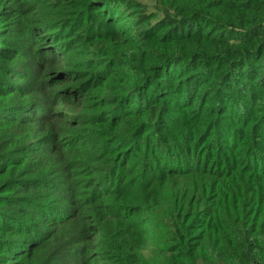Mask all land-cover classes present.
I'll use <instances>...</instances> for the list:
<instances>
[{
    "label": "trees",
    "instance_id": "1",
    "mask_svg": "<svg viewBox=\"0 0 264 264\" xmlns=\"http://www.w3.org/2000/svg\"><path fill=\"white\" fill-rule=\"evenodd\" d=\"M65 4L79 15L28 24L26 0H0V264H264V0L48 6ZM110 36L130 60L94 57ZM75 41L99 67L66 71L121 83L96 120L128 122L90 141L88 177L47 144L63 69L39 62Z\"/></svg>",
    "mask_w": 264,
    "mask_h": 264
},
{
    "label": "rangeland",
    "instance_id": "2",
    "mask_svg": "<svg viewBox=\"0 0 264 264\" xmlns=\"http://www.w3.org/2000/svg\"><path fill=\"white\" fill-rule=\"evenodd\" d=\"M26 1L27 5H24L23 8L30 9V14L32 16L31 20L26 22L28 24L35 20H47L49 23L55 21L59 24L63 18L72 20L77 17L79 15V10L82 9L80 6L74 7L72 4L48 6L51 5V0ZM64 1L69 0H63V2ZM141 1L149 3L150 0ZM44 3L48 4L44 5ZM77 9L78 11L76 12ZM73 22H75V20H73ZM55 28L56 27L52 25L50 26V30H54ZM37 33V42L34 43V46L47 48L48 40L45 38L46 32L44 28L40 27ZM131 46L132 45L127 43L126 40H116L113 36H110V39L104 41L102 44L103 50L94 52V57L97 59L108 52V57L111 60L113 57H121L124 60H130L133 51L131 50ZM54 53L57 56V52ZM58 56H60L59 60L54 63L48 62L47 59L39 61L45 65L46 69L43 71L41 77L46 80L50 79L49 72L51 70L57 68L63 69L62 72L58 73L56 78L50 79L49 84L44 86V88L50 92V95L54 91L57 95L56 98H52L50 102L46 104L48 107L46 119H48L49 124L53 125L55 128L53 140H49L47 144L58 147V149H60V154L67 157V163L74 165L72 169H76L80 172L82 177H88L92 173L85 170V168L87 165H91V167L95 165L96 159L94 155L98 153L96 148L90 144V141L93 142L94 138L106 137L107 135L105 133H123L122 131H124L127 126V121H116L108 125L107 123L96 120L95 117L97 113L100 112L103 103L118 92L121 83L116 80L103 79L104 76L101 78L99 75L92 76L87 80L88 75L84 73L66 71L65 68L81 70L85 68L87 64L93 69L99 67V65L92 61H86L88 58L92 57V54L88 48L82 47L77 41H75L73 47L65 48L64 52ZM109 70L108 68L106 72ZM122 73L133 75L135 71L129 66L127 69L122 70ZM28 110L30 111V109ZM83 142H87L88 145H84ZM105 153L111 154L112 156L115 154L111 151ZM54 160L58 165L61 158L57 156ZM86 195V191L81 190L76 195V199H78V202H81L85 199ZM84 211L82 214L90 213ZM104 213L105 212H103V214ZM134 217L135 215L130 219H134ZM118 219H121V217H118ZM134 239L137 238H133V240ZM160 243L161 242L158 243V241L154 239L146 241L145 244L142 245L144 253L148 255L152 251L157 250Z\"/></svg>",
    "mask_w": 264,
    "mask_h": 264
}]
</instances>
